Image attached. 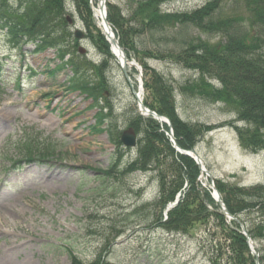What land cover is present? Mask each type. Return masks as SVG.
<instances>
[{"label": "rangeland", "instance_id": "rangeland-1", "mask_svg": "<svg viewBox=\"0 0 264 264\" xmlns=\"http://www.w3.org/2000/svg\"><path fill=\"white\" fill-rule=\"evenodd\" d=\"M138 1L105 0L106 5L118 8L126 23ZM208 1L172 0L161 6V10L191 13ZM226 2L229 1L221 5L219 17L239 18L242 25L247 13L241 2L234 7ZM0 3L7 12L15 10L10 1L0 0ZM89 6L91 11L95 7L94 17L98 9L96 1ZM2 14L0 61L4 63L5 88L0 95V264H70V252L89 264L105 248L102 264H210V253L213 251L216 255L218 244L226 253L212 220L196 223L184 236L152 225L155 213L149 205L158 196L155 172L113 178H105L99 172L109 168L111 158L118 151L124 155L122 164L135 160L138 146L134 149L115 146L105 133H93L90 127L94 124L96 109L89 108L90 100L67 89L64 81L70 69L62 68L50 76L44 66L53 68L59 62L54 50L36 55L29 53L34 49L31 45L17 50L2 26ZM63 17L68 18L66 29L71 34L66 39L68 54L64 62L70 59L79 63L96 84L99 81L96 70L105 62L102 73L106 88L100 105L106 108L105 102L111 105L113 125L118 133L123 132L139 114L129 83L116 59L106 58L87 37L89 32L73 0H65ZM93 21L99 30L95 17ZM247 25L243 24L248 32L251 28ZM76 30L82 32L81 39L74 38ZM197 37L209 44L223 41L220 35H208L191 27L169 30L162 35L144 34L133 41L138 50L161 52ZM131 60L138 65L140 73V62H146L175 88L200 78L198 73L168 61L141 60L136 52H131ZM127 75L135 87L138 74L130 68ZM211 84L219 87L216 81ZM174 95L176 111L187 123L218 125L236 117L220 103H209L190 94L182 96L178 90ZM19 130L35 138L33 149L51 146L54 156L48 162H52L24 160L9 168L21 156L18 141L24 135L18 134ZM137 135L138 140L143 138L142 133ZM195 150L213 179L239 187L264 184V150L255 154L244 151L231 128L205 134ZM205 180L201 178L208 185ZM143 206L144 209L135 212ZM256 216L252 214L244 219L249 222V219L256 220ZM114 223L118 225L114 227L119 232L117 239L113 238L111 225ZM258 248L264 252V241ZM225 263V257L218 261V264Z\"/></svg>", "mask_w": 264, "mask_h": 264}, {"label": "trees", "instance_id": "trees-1", "mask_svg": "<svg viewBox=\"0 0 264 264\" xmlns=\"http://www.w3.org/2000/svg\"><path fill=\"white\" fill-rule=\"evenodd\" d=\"M6 1H10L15 7L13 12H7L3 5L0 9V14L3 13L2 26L8 31L11 40L17 45L31 43L37 53L48 48L53 49L61 61L56 68L71 67L72 76L67 78L69 89L78 90L86 99H91V108H98L95 125L90 128L92 132H106L111 142L120 146L119 133L113 125L111 105L107 103V109L99 108V99L106 88V78L102 73L106 69L105 62L96 70L99 81L94 86L89 84V76H86L79 63L72 60L64 62V57L68 54L66 39L71 37L66 29L67 21L63 17L65 0ZM170 1L172 0L138 1L130 14L129 23H126V18L115 5H107V20L114 28L119 44L128 58H131V52H136L141 55V60L175 63L198 73L200 77L198 81H188L183 87L179 85L175 88L146 62H140L143 69L144 105L169 119L176 144L183 150L194 148L206 133L223 127L232 128L236 132L239 145L244 151L255 154L264 150V0H209L191 13L163 12L161 6ZM225 1H229L226 3H231L233 7L241 2L247 13L243 24H248L250 31L247 32L243 24L239 23V18L219 17L221 5ZM73 2L89 32L87 37L106 58L112 59L109 44L94 25L89 0ZM5 12L8 14L5 15ZM187 27L208 35H220L223 41L209 44L199 37L189 38L176 48L161 52L138 50L133 41L135 37L144 34L162 35L169 30ZM212 81H216L219 87L213 86ZM175 90L182 96L190 94L209 103H222L229 108L228 111L235 112L236 120L213 126L182 121L175 107ZM237 122L245 125L238 127L235 125ZM130 126L137 133L143 134V138L139 140L137 158L124 165L123 152L118 151L111 158L109 168L99 172L105 178L124 177L135 172H155L158 196L149 205L155 213L151 220L152 225L167 233L187 235L196 223L212 220L216 235L222 238L226 253L222 252V247L218 244V252L216 255L213 251L210 253L209 263L218 264L225 257V264H255L239 225L235 221L228 224L209 191L202 188L198 181V166L192 159L177 153L170 144L165 136L168 127L138 115L131 121ZM31 142L33 144H29L20 154L23 158L37 160L54 156L51 146H34L33 149L35 138ZM215 187L228 212L246 228L259 254V264H264V252L258 248V244L264 241V185L239 187L216 180ZM177 194H181V198L164 220V209L175 200ZM144 207L136 209L135 212ZM252 214L257 215L256 220L249 219L248 222L244 219ZM111 226L115 233L113 238L116 239L119 232L114 227L118 225L114 223ZM108 246L110 244L106 245ZM103 251L89 264H102ZM70 264L85 263L70 252Z\"/></svg>", "mask_w": 264, "mask_h": 264}, {"label": "water", "instance_id": "water-1", "mask_svg": "<svg viewBox=\"0 0 264 264\" xmlns=\"http://www.w3.org/2000/svg\"><path fill=\"white\" fill-rule=\"evenodd\" d=\"M99 2V5H100V12H101V15H102V20H103V24H104V28L106 27V33H105V36L110 44L111 47H114L119 53H120V57H121V64H120V67H121V71L125 77V79L129 82V79H128V75H127V72H126V66L129 65L131 67H135V65L133 63H129L124 52H123V49H121L119 46H118V42L117 40L112 37L109 33L110 31V27L108 25V22L106 21V18H105V14H104V0H98ZM75 36L78 37V38H81L82 37V34L80 32H76L75 33ZM133 95L137 101V104H138V107L140 108V110H142L143 112H145L146 114L152 116L154 119H156L159 123L161 122H165L170 126V123L169 121L167 120V118L165 117H161V116H158L157 114H155L154 112L148 110L141 102L139 96L133 91ZM120 141L121 143L125 146V147H134L136 145V136H135V133H134V130L132 128L124 131L120 137ZM176 147V150L181 153L182 155L184 156H187V157H190L191 159H193L196 164L199 166V168L201 169V172L202 173H205L208 175V172L204 169L203 167V164H202V161L200 160L199 156L196 154V152L194 150H190V151H183L181 150L179 147ZM215 200L216 202L218 203V205L220 206V208L223 210L224 214L229 217V218H232L224 204L221 202L220 198H219V194L217 193V191L215 190ZM234 219V218H232ZM242 230H243V235L246 237V242L251 250V254L256 258V263L258 264V255L252 250L253 248V245L251 243V240L249 238V236L246 234L244 228L242 227Z\"/></svg>", "mask_w": 264, "mask_h": 264}, {"label": "bare ground", "instance_id": "bare-ground-1", "mask_svg": "<svg viewBox=\"0 0 264 264\" xmlns=\"http://www.w3.org/2000/svg\"><path fill=\"white\" fill-rule=\"evenodd\" d=\"M95 14H96V17H97V23H98V25H99V28L101 29V31H103V32H106L105 31V29H104V27L102 26V25H100V23H101V19H100V13H99V11H98V9H96L95 10ZM109 33H110V35L113 37L114 35V33L110 30L109 31ZM114 52L116 53V50L114 49ZM119 62V61H118ZM172 64H175V63H172ZM176 65V64H175Z\"/></svg>", "mask_w": 264, "mask_h": 264}]
</instances>
